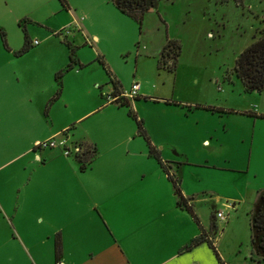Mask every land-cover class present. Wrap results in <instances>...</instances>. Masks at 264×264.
Returning <instances> with one entry per match:
<instances>
[{
  "label": "rangeland",
  "instance_id": "obj_1",
  "mask_svg": "<svg viewBox=\"0 0 264 264\" xmlns=\"http://www.w3.org/2000/svg\"><path fill=\"white\" fill-rule=\"evenodd\" d=\"M62 2L0 0V31L5 45L17 50L25 32L30 40L38 42L16 56L5 52L0 41V64L9 74L18 76L24 96L37 102L46 90L53 95V75L61 72L59 96L50 103L53 121L59 124L72 120L70 127H77L81 121L85 135L95 140L102 160L127 156L117 145L125 132L124 121L132 125L133 136L136 134L133 121L125 116L127 108L115 109L105 100L111 87L96 56L121 91L137 83L145 98L170 101L171 107H164L163 101L141 98L128 104L145 134L147 130L154 141L165 138L181 147L188 158L207 160V165L184 167L199 176L192 189L218 195L221 202L238 204L237 213H228L227 220L234 222V234L239 230L241 235L247 217H243L242 209L251 208L250 189L259 185L264 189V90L244 92L232 67L236 56L256 39L262 27L264 0H150L151 11L147 8L142 12L139 25L119 14L111 0ZM166 42L161 63L179 46L170 74L167 64L156 63L155 53ZM66 43L81 68L65 70ZM93 81L99 90L90 87ZM98 102L102 107L73 121ZM163 128L169 131L165 137L158 133ZM200 139L207 145L201 147ZM140 141L139 146L129 144V152L135 153L130 155L132 159L141 156L139 147L143 151L146 148ZM51 150L62 156L56 146ZM17 151L0 134V264H34L35 255L51 243L42 236L44 226L36 225L32 217L22 218L17 164H4ZM11 169L14 171L9 180ZM198 202L200 213H206L211 203ZM217 210L221 211L219 207Z\"/></svg>",
  "mask_w": 264,
  "mask_h": 264
},
{
  "label": "crops",
  "instance_id": "obj_2",
  "mask_svg": "<svg viewBox=\"0 0 264 264\" xmlns=\"http://www.w3.org/2000/svg\"><path fill=\"white\" fill-rule=\"evenodd\" d=\"M26 39L28 48L38 45L27 35ZM32 42L35 44L32 45ZM5 47V52L10 53L20 48ZM160 51L161 48L155 53L158 57L156 63L159 62L160 66L167 64L168 74L174 72L179 46L175 54L171 52L168 55L170 60L165 63H161ZM90 87L100 89L95 81L90 83ZM110 92L111 88L109 96ZM122 93L124 91L120 90ZM52 96L46 90L41 93L39 101L33 102L31 97L22 93L18 76L14 72L9 74L4 64H0V134L4 142L18 148L13 156L5 159L4 164L10 161L6 167L17 164L19 179L16 188L22 194V218L25 221L32 217L36 225L44 226L46 230L42 236L51 242L42 253L35 255L34 264H264V260L254 259L248 244V214L263 186L250 189L251 208L242 209L243 217H247L242 224L241 235L239 230L234 234L232 219L218 225L213 214L219 211L218 207L221 214L237 213L238 204L221 202L215 194L194 191L192 188L199 176L193 170L184 169L207 165V160L188 158L181 147L169 144L165 138L154 141L146 130L149 144L157 151L159 160L169 166L168 173L177 179L180 194L187 200L197 220V228L191 217L175 206L170 184L155 161L147 156L144 143L145 150L139 147L137 151L141 156L137 160L131 158L130 155L135 153L129 152V144L135 142L134 145L139 146L141 138L133 136V127L129 122L123 120L125 132L117 142L127 156L102 160L95 140L85 135V126L80 125L81 121L77 127H70L72 120L59 124L53 121L52 107L50 104L45 107ZM140 98L144 101H163L164 107H171L168 100L145 98V92L139 85L136 97L127 101ZM110 103L115 105V109L122 108L116 100ZM105 104L103 107H108ZM175 105L177 103L174 102ZM97 107L102 105L96 103L73 121L85 117ZM186 110L189 111L188 108ZM125 116L131 121L126 113ZM158 133L165 137L169 131L163 128ZM47 140L62 142L67 149L77 148L80 152L93 148L94 152L89 162L83 163L80 169L74 156L70 159L62 157L51 150L54 147L47 150L33 148L36 142ZM199 145L207 144L200 139ZM56 148L61 150L58 146ZM13 171L11 169L8 173L9 180ZM202 200L211 203L203 214L196 207V203ZM199 229L210 242L218 260L204 242L184 249L199 235ZM55 237L59 242L56 260L53 258Z\"/></svg>",
  "mask_w": 264,
  "mask_h": 264
},
{
  "label": "trees",
  "instance_id": "obj_3",
  "mask_svg": "<svg viewBox=\"0 0 264 264\" xmlns=\"http://www.w3.org/2000/svg\"><path fill=\"white\" fill-rule=\"evenodd\" d=\"M61 3L62 0H59ZM114 8L122 15L130 18L137 25L140 24L141 14L147 8H151L150 0H111ZM262 27L257 33L256 39H254L247 47H245L234 59L232 72L234 77L239 81L244 92H259L264 90V18L261 20ZM24 32V31H23ZM0 41L4 50H6L3 33L0 31ZM168 42L164 44L160 51V58L163 55V51ZM68 50L67 64L65 65V70H69L73 67H80L76 60L73 57V49L66 43L65 44ZM28 42L26 39L25 33H22V44L20 48L13 52L14 55L18 56L23 54L28 49ZM97 63L101 66L107 81L110 84L111 92L110 97H117L120 95L118 83L111 77L110 73L104 66L101 58L96 56ZM64 70V71H65ZM61 72H57L53 75V81L55 83L56 89L54 91L51 99L46 103L47 107L57 96L60 91V82L59 78ZM134 99V98H133ZM116 104L122 107L127 108L126 115L133 121L135 126V134L139 136L145 146L146 154L148 157H151L161 172L165 174L167 181L170 184L172 195L175 199V206L183 209L190 217L193 223L198 227L197 220L191 213L189 206L187 205V200L182 198L179 188L178 181L171 174L168 173L169 166L159 160L157 151L149 144V141L141 127V122L135 117L129 108L127 100L116 99ZM208 109V108H205ZM209 111L218 112L219 110L208 109ZM44 113V112H43ZM249 113H247L248 115ZM253 117L255 115L251 114ZM93 148L82 149L77 156H74L75 160L79 163V168H83V163H88L93 155ZM212 224H210V227ZM199 235L192 239L189 244L184 247L188 249L191 246L196 245L197 243L204 242L207 247L211 250L214 257L216 254L212 249L210 242L205 239V235L199 229ZM248 244L250 247V252L255 260H264V189L260 190L254 200L252 205V210L248 214ZM59 255V242L55 237L53 240V258L56 260ZM217 259V258H216ZM218 260V259H217Z\"/></svg>",
  "mask_w": 264,
  "mask_h": 264
},
{
  "label": "built area",
  "instance_id": "obj_4",
  "mask_svg": "<svg viewBox=\"0 0 264 264\" xmlns=\"http://www.w3.org/2000/svg\"><path fill=\"white\" fill-rule=\"evenodd\" d=\"M31 44L34 45L35 42H32ZM137 87H138L137 83H131L126 92L120 94L119 96H117L115 98L114 97L112 98L109 95L105 96V100L112 102V101H115L116 99H118V100L119 99H124V100L133 99L136 97ZM55 146L60 147L61 155L64 157H67L70 154H72L73 156H77L79 154V150L77 148L67 149V148H64V145L62 144V142L55 143L51 140H47V141H43V142H36L34 144L33 148H35V149H50V148H53ZM213 217H214V220L220 224H224L227 221V214H221L220 212H214Z\"/></svg>",
  "mask_w": 264,
  "mask_h": 264
},
{
  "label": "flooded vegetation",
  "instance_id": "obj_5",
  "mask_svg": "<svg viewBox=\"0 0 264 264\" xmlns=\"http://www.w3.org/2000/svg\"><path fill=\"white\" fill-rule=\"evenodd\" d=\"M168 60H170V59H168ZM168 60H167V61H168ZM168 68H169V66H168Z\"/></svg>",
  "mask_w": 264,
  "mask_h": 264
},
{
  "label": "water",
  "instance_id": "obj_6",
  "mask_svg": "<svg viewBox=\"0 0 264 264\" xmlns=\"http://www.w3.org/2000/svg\"><path fill=\"white\" fill-rule=\"evenodd\" d=\"M150 10V9H149Z\"/></svg>",
  "mask_w": 264,
  "mask_h": 264
}]
</instances>
